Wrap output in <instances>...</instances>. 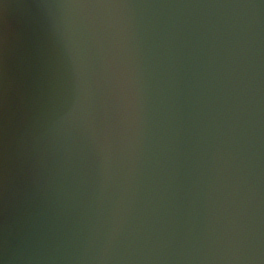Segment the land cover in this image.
Listing matches in <instances>:
<instances>
[{
	"label": "water",
	"instance_id": "obj_1",
	"mask_svg": "<svg viewBox=\"0 0 264 264\" xmlns=\"http://www.w3.org/2000/svg\"><path fill=\"white\" fill-rule=\"evenodd\" d=\"M0 264H264V0H0Z\"/></svg>",
	"mask_w": 264,
	"mask_h": 264
}]
</instances>
